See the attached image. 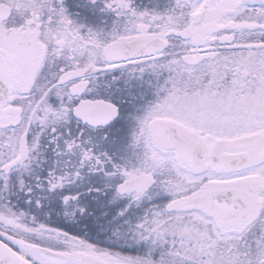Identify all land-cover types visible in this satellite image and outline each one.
I'll use <instances>...</instances> for the list:
<instances>
[{
    "label": "snow or ice",
    "instance_id": "snow-or-ice-1",
    "mask_svg": "<svg viewBox=\"0 0 264 264\" xmlns=\"http://www.w3.org/2000/svg\"><path fill=\"white\" fill-rule=\"evenodd\" d=\"M0 264H264V0H0Z\"/></svg>",
    "mask_w": 264,
    "mask_h": 264
}]
</instances>
